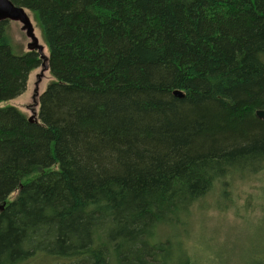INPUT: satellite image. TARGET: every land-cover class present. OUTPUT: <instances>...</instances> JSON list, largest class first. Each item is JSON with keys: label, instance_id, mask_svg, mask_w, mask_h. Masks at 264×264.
Returning a JSON list of instances; mask_svg holds the SVG:
<instances>
[{"label": "trees", "instance_id": "16d2710c", "mask_svg": "<svg viewBox=\"0 0 264 264\" xmlns=\"http://www.w3.org/2000/svg\"><path fill=\"white\" fill-rule=\"evenodd\" d=\"M10 1L53 80L35 120L0 107V264H196L152 241L218 180L264 170V0ZM5 24L0 103L43 67Z\"/></svg>", "mask_w": 264, "mask_h": 264}, {"label": "rangeland", "instance_id": "374dc122", "mask_svg": "<svg viewBox=\"0 0 264 264\" xmlns=\"http://www.w3.org/2000/svg\"><path fill=\"white\" fill-rule=\"evenodd\" d=\"M26 14L36 42L27 36L21 23L7 21L5 35L9 48L16 56L33 49L47 58L40 30L32 14L28 11ZM42 66L30 72L22 94L0 103V107H15L35 120L38 97L53 80L44 59ZM15 195L16 192L12 193L5 203ZM152 242L171 245L174 255L178 252L188 255L196 264H257L264 260V170L218 180L206 195L186 208L175 227L158 229Z\"/></svg>", "mask_w": 264, "mask_h": 264}, {"label": "water", "instance_id": "95a60500", "mask_svg": "<svg viewBox=\"0 0 264 264\" xmlns=\"http://www.w3.org/2000/svg\"><path fill=\"white\" fill-rule=\"evenodd\" d=\"M5 21H16L21 23L26 29L27 36L32 39L33 43L36 42V37L33 35L32 25L25 12V9L15 6L10 0H0V23ZM43 59L46 60L47 58ZM173 95L179 98L183 97V93L180 91H174ZM255 114L258 119L264 121V110H258ZM28 119L29 121L34 120L32 117Z\"/></svg>", "mask_w": 264, "mask_h": 264}]
</instances>
